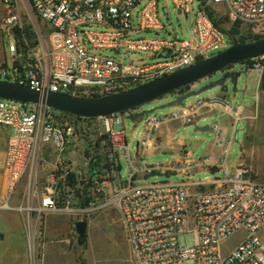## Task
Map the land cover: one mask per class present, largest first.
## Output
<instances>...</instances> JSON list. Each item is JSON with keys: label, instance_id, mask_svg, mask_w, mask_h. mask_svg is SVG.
<instances>
[{"label": "built area", "instance_id": "2783aa9c", "mask_svg": "<svg viewBox=\"0 0 264 264\" xmlns=\"http://www.w3.org/2000/svg\"><path fill=\"white\" fill-rule=\"evenodd\" d=\"M169 1L187 19L193 16L188 39L159 35L165 26L156 0H2L0 35L3 44L7 41L10 65L6 57L0 62V81H18L41 93L108 96L227 50L233 36L216 27L210 13L264 37V0ZM121 52L149 61L126 63L103 55ZM247 62L239 65V73ZM136 112L77 120L43 105L0 100V128L11 130L7 198L24 186L25 205L16 210L30 221L32 261L39 257L36 237L42 236L46 215L76 219L112 208L121 216L131 264H264V183L244 167L231 173L226 158L210 166L221 177L208 185L194 181L204 159L197 161L187 150L170 164L147 163L140 150L131 153L123 129ZM187 114L147 118L145 141L155 139L160 125ZM48 165L51 170L38 188ZM157 176L167 179L145 184ZM173 177L180 181L170 182ZM239 234V244L226 253ZM187 238L192 245L181 243Z\"/></svg>", "mask_w": 264, "mask_h": 264}, {"label": "rangeland", "instance_id": "374dc122", "mask_svg": "<svg viewBox=\"0 0 264 264\" xmlns=\"http://www.w3.org/2000/svg\"><path fill=\"white\" fill-rule=\"evenodd\" d=\"M0 0V20L5 14L4 6ZM158 1V15L160 20L165 26V31L159 35L166 39H174L178 37L179 39H188L189 33L188 30L191 27V21L193 16L190 19H187L184 13L177 12L174 6L169 0H156ZM224 13V12H223ZM219 20V18H217ZM222 19L221 28L226 32L230 31L232 26L227 23L226 19ZM24 26L27 29L29 34H31L30 23L27 18H23ZM143 37L151 38L153 34H143ZM237 40L244 39L246 41H251L253 38L257 37L256 34H252L250 31L240 30L239 35L235 36ZM264 38V37H262ZM249 43V42H246ZM0 59L6 57L7 63L10 65V56L7 53V41H2L0 35ZM230 47V46H229ZM119 56L116 53H104L103 55L111 56L117 58L121 61L129 63L130 61L137 62L139 60H146L147 58L144 55H132L121 52ZM6 55V56H5ZM126 55V57H124ZM0 60V61H1ZM149 61V60H146ZM260 65V68L257 69L256 66ZM236 71H241V66H237ZM264 75V59H256L250 63L246 64V70L241 74L239 78L237 91L236 93L232 92V88L227 94L228 97L227 103L232 106L235 110L233 111V122L238 126L236 129L238 132V139L235 140V143L232 147V150H228L227 161L231 167H244L250 171V175L257 182H264V90L261 87V76ZM218 80V76L214 75L208 79H205L195 85L190 86L188 89H185L183 93H188L192 91H198L212 83H215ZM219 92L218 89L205 92L198 97L191 98L185 102L186 105L196 104L197 102H202L212 98L217 95ZM175 100L172 96L164 97L158 101H155L149 105H145L140 109L135 111L149 112L154 109H159L161 107L169 105ZM243 108V109H241ZM243 110V111H242ZM169 111H156L155 114L159 116L162 113ZM152 115H147L151 117ZM229 121V117L226 114L216 113L213 118H208L204 123H201L198 127L212 126L217 122L225 123ZM206 123V124H205ZM127 134V142L129 149L133 155L136 154L137 142H139L141 135L143 133V121L139 120L136 123H132L128 118L124 120V127ZM245 133V135H244ZM210 141L214 139V132L211 130L198 134ZM248 144V140L251 145L255 146V150H240L239 143L244 142ZM245 145V146H246ZM248 146V145H247ZM247 149V147H246ZM194 154V158L197 161L203 160L206 155H208V150H191ZM250 153V158L248 159L247 154ZM177 154L172 153H162L159 152L151 158H147V163H160L167 164L172 160L176 159ZM123 170L122 174L125 172V164H122ZM51 170V166L48 165L40 176V185L38 188L43 187L47 175ZM200 167H197L195 173L193 174L192 180L198 182H207L215 178L221 177V173H211L208 169L200 171ZM233 173V169L231 170ZM166 177L157 176L153 178H148L145 182L146 185L166 181ZM179 178L173 177L170 179V182H178ZM25 188L21 185L16 193L23 195ZM55 218V217H54ZM59 222H63L64 217H57ZM86 222L88 224L87 228V241L83 247H79L77 243V234L75 232V227H72V234L63 237L64 242H69L71 253L76 259L77 264H131L129 247L126 242L125 231L121 222V216L119 213L110 208L108 210L93 214L88 217H79L74 218V222ZM39 225H34L36 230ZM44 231V225L42 227ZM242 235H236L225 247V252H229L232 248L237 246L242 239ZM262 240L264 241V230L261 233ZM181 243L187 244L188 246L192 245V239L187 238L186 240H181Z\"/></svg>", "mask_w": 264, "mask_h": 264}, {"label": "crops", "instance_id": "0c3cea01", "mask_svg": "<svg viewBox=\"0 0 264 264\" xmlns=\"http://www.w3.org/2000/svg\"><path fill=\"white\" fill-rule=\"evenodd\" d=\"M2 46H0L1 49ZM227 99L226 95L218 92L212 98L197 102L196 104H185L182 107L174 106L169 108V111L159 116L180 111H188V114L182 120L160 125L153 141L146 142L144 139L145 120L149 118L145 116L142 119L143 133L139 142H137L136 150H140L146 162L147 158H151L159 152L177 154L176 159L171 161L173 162L181 159V152L183 150H187L191 154H193L191 150H208L209 153L204 158L205 167H200V171L208 169L211 173L215 172L216 170L210 166L221 158H226L227 160L228 150H232L235 140L238 139V132L241 130V128L239 130L236 129L238 126L233 122V116H231L235 109L227 103ZM140 113V111H137L135 115ZM216 113L226 114L229 117V121L225 123L217 122L209 126V130L214 132L215 137L207 142L205 138L198 136L201 132H196L194 127L190 125L196 124L199 126L208 118H213ZM10 136L11 130L0 128V264H77L76 259L71 253L69 242L61 240L63 237L72 234V227L75 225L74 218L63 214H49L45 216L42 236L38 232L36 237L39 257L36 262L32 261L30 256V221L26 214L16 210L19 206L25 205V199L23 195L18 193L7 198L8 178L5 172V162ZM245 145L244 136V142L239 143L240 150H255V146L251 145L249 140L248 146ZM250 155V153L247 154L248 159ZM229 167L233 171L235 168H238L237 165L235 167L229 165ZM211 182L212 180L204 183L208 185ZM35 204L38 205L39 201L36 200ZM61 216L64 217L62 224L57 220V217Z\"/></svg>", "mask_w": 264, "mask_h": 264}, {"label": "water", "instance_id": "95a60500", "mask_svg": "<svg viewBox=\"0 0 264 264\" xmlns=\"http://www.w3.org/2000/svg\"><path fill=\"white\" fill-rule=\"evenodd\" d=\"M260 58H264V39L245 44L235 42L227 50L194 66L179 70L173 74L119 94L81 97L52 92L41 93L36 89L20 84L18 81H0V100L43 105L53 111L68 114L77 120H81L82 118L97 119L124 114L140 109L164 97H174L175 100L168 106L158 109L165 110L174 106L182 107L187 100L212 90L218 89L220 94L225 95L230 90V84L232 85V92L235 93L239 78L241 77V73L239 72L225 73L215 83L198 91L179 92L216 74H222L230 67H236L244 62ZM261 80L263 81V78ZM156 111L152 110L136 115L131 114L128 116V119L132 123H136L147 115H153ZM190 126L194 127L196 132L202 133L209 130V126L198 127L196 124ZM74 227L78 237V246L83 247L87 241L88 224L79 221L75 223Z\"/></svg>", "mask_w": 264, "mask_h": 264}, {"label": "trees", "instance_id": "16d2710c", "mask_svg": "<svg viewBox=\"0 0 264 264\" xmlns=\"http://www.w3.org/2000/svg\"><path fill=\"white\" fill-rule=\"evenodd\" d=\"M209 15H210V18L212 19L214 25H215L216 27H219L222 31H224L225 33L229 34L230 36H233L234 42H236V43L245 44L246 42L251 43V42H254V41H257V40H262V39H264V38H262V37H260V36H257V37H255V38H253L251 41H246V40H244V39H239V40H237V39L234 37V36L239 35V33H240V29H239V27H238L237 25H236V26H232V28L230 29V31L226 32L225 30H223V29L221 28V24L223 23V22H222V19H219V20H218V19L215 17V15H214L213 13H210ZM224 20H225V18H224ZM28 39H31V34H28ZM250 62H252V61H248L247 63H250ZM188 88H189V87L180 90L179 93H183V91H184L185 89H188ZM81 96H82V97H91V96H85V95H81ZM92 96H96V95H92Z\"/></svg>", "mask_w": 264, "mask_h": 264}, {"label": "flooded vegetation", "instance_id": "af4514ba", "mask_svg": "<svg viewBox=\"0 0 264 264\" xmlns=\"http://www.w3.org/2000/svg\"><path fill=\"white\" fill-rule=\"evenodd\" d=\"M236 68H237V66L236 67H230V68H228L227 70H225V72H223L222 74H216V76H218V79L219 78H221L225 73H238L239 71H236ZM263 78V81L261 80V87L263 88V90H264V84H263V82H264V75H262L261 76V79ZM230 86V89L232 88V85L230 84L229 85ZM236 93V92H235Z\"/></svg>", "mask_w": 264, "mask_h": 264}]
</instances>
